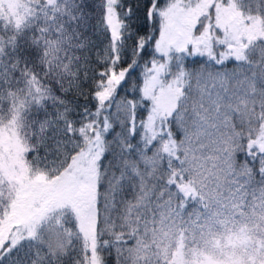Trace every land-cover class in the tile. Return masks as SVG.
Returning a JSON list of instances; mask_svg holds the SVG:
<instances>
[{
	"label": "snow or ice",
	"instance_id": "1",
	"mask_svg": "<svg viewBox=\"0 0 264 264\" xmlns=\"http://www.w3.org/2000/svg\"><path fill=\"white\" fill-rule=\"evenodd\" d=\"M0 264H264V0H0Z\"/></svg>",
	"mask_w": 264,
	"mask_h": 264
}]
</instances>
